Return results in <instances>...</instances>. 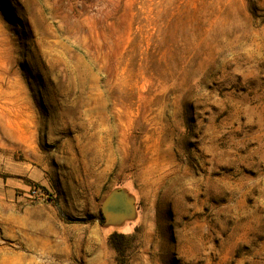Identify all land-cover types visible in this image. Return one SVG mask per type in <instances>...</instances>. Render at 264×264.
Instances as JSON below:
<instances>
[{"label":"rangeland","instance_id":"obj_1","mask_svg":"<svg viewBox=\"0 0 264 264\" xmlns=\"http://www.w3.org/2000/svg\"><path fill=\"white\" fill-rule=\"evenodd\" d=\"M0 264H264V0H0Z\"/></svg>","mask_w":264,"mask_h":264},{"label":"water","instance_id":"obj_2","mask_svg":"<svg viewBox=\"0 0 264 264\" xmlns=\"http://www.w3.org/2000/svg\"><path fill=\"white\" fill-rule=\"evenodd\" d=\"M103 214L109 223H124L134 215L133 200L124 191H114L104 202Z\"/></svg>","mask_w":264,"mask_h":264},{"label":"trees","instance_id":"obj_3","mask_svg":"<svg viewBox=\"0 0 264 264\" xmlns=\"http://www.w3.org/2000/svg\"><path fill=\"white\" fill-rule=\"evenodd\" d=\"M56 207L58 209V213H59L60 218L63 221H67L70 223L71 220L65 216V214L61 210L60 206L58 204H56ZM99 221L101 224L104 223L105 220H104V217L102 215H100ZM109 243L119 255H121V256L125 255L126 246H127V237L125 235L120 234L118 232H114L109 237Z\"/></svg>","mask_w":264,"mask_h":264}]
</instances>
